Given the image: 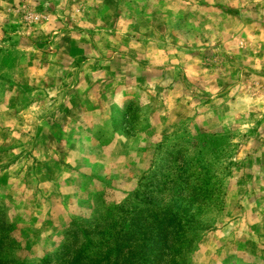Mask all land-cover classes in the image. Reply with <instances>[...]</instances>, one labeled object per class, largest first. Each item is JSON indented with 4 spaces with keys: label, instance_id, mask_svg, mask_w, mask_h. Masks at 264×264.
Segmentation results:
<instances>
[{
    "label": "rangeland",
    "instance_id": "obj_1",
    "mask_svg": "<svg viewBox=\"0 0 264 264\" xmlns=\"http://www.w3.org/2000/svg\"><path fill=\"white\" fill-rule=\"evenodd\" d=\"M0 264H264V0H0Z\"/></svg>",
    "mask_w": 264,
    "mask_h": 264
},
{
    "label": "trees",
    "instance_id": "obj_2",
    "mask_svg": "<svg viewBox=\"0 0 264 264\" xmlns=\"http://www.w3.org/2000/svg\"><path fill=\"white\" fill-rule=\"evenodd\" d=\"M148 182H149V181H146L145 186L147 185ZM141 190H143V189L140 188V189L137 191V195L141 193ZM146 200H147V198H146ZM146 200H145V201H146ZM152 203H153V201H152L151 199H149V201L147 200V201L145 202V204H147V205H150V204H152Z\"/></svg>",
    "mask_w": 264,
    "mask_h": 264
}]
</instances>
